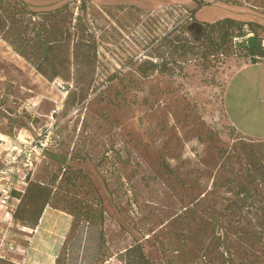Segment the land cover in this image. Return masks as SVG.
<instances>
[{"label":"rangeland","instance_id":"obj_1","mask_svg":"<svg viewBox=\"0 0 264 264\" xmlns=\"http://www.w3.org/2000/svg\"><path fill=\"white\" fill-rule=\"evenodd\" d=\"M23 1L40 19L67 0ZM70 1L94 41L69 76H43L0 35V137L28 133L46 142L31 178L53 187L45 208L71 219L65 264H123L122 251L137 240L155 264H225L260 251L237 246L234 231L254 227L263 214L231 210L244 187L260 191L255 205L264 209V183L249 181L234 148L238 136L264 139V59L251 61L238 46L208 67L192 60L180 72L147 75L137 67L170 57L164 35L176 23L232 16L264 27V0H204L193 17L181 7L194 0H89L87 16L80 0ZM257 30L263 39L264 28ZM196 35L195 26L187 31ZM10 144L0 145V156ZM77 208L92 218L77 215L72 229L70 210ZM19 224L13 221L12 238L27 244ZM29 249L19 245L7 255L22 263Z\"/></svg>","mask_w":264,"mask_h":264},{"label":"trees","instance_id":"obj_2","mask_svg":"<svg viewBox=\"0 0 264 264\" xmlns=\"http://www.w3.org/2000/svg\"><path fill=\"white\" fill-rule=\"evenodd\" d=\"M204 4H207L204 0H194L192 7L182 5L181 8L188 11L190 17H193L195 11ZM74 7L75 5L67 0L53 9L42 12L40 19H35L34 16L39 11L30 9L23 0H12L11 3L0 0V35L16 53L32 63L43 76L54 78L60 76L62 71H66L69 76L73 61L88 55L93 48L91 43L94 41L87 39V34H85L87 24L82 21L80 13L74 15ZM91 7L92 4L89 0H80L78 5V9L86 16ZM178 9L180 10V8ZM73 19H76L77 23L72 24ZM194 21L197 20H192L188 25L183 22L176 23L167 32V35H164L168 43L170 57H162L158 61L147 59L144 61V66L138 65L140 73L147 75L149 72L157 70L174 74L183 70L185 64L192 60L198 61L202 67H208L215 61L221 62L236 55L234 49L238 46L245 47V54L251 58V61H256L264 54L261 46L260 49L253 48L252 51H249L247 45V34L249 33L254 35L259 43L261 41L257 28L264 27L256 21L238 20L232 16H224L210 22L202 21L200 22L201 32L199 35L188 37L189 25ZM239 37L243 40L235 41ZM89 61L92 63L91 57ZM90 84L91 81H88L85 83L86 89L81 88V90L86 93ZM255 141L257 142L255 143ZM236 142L238 147L234 144V148L241 150L244 162L247 164L249 181L258 184L264 183V139L238 136ZM235 193L237 199L234 200L232 214L246 208L252 214L261 212L263 215L256 216L257 221L250 229L235 227L234 240H236L237 246L242 247L248 242L250 247L260 245L261 250L256 249L253 253L243 251L244 253L236 258L232 255L223 262L225 264H264V209L255 205V202L259 200L257 198L260 191L255 187H244ZM54 194L53 187L49 183L28 177L23 190L14 192L18 200L13 212V219L22 225L35 227L46 205L54 199ZM62 198L64 197L59 196L56 203ZM246 200L251 202L244 206ZM70 213L74 218L71 222L72 229L76 227L75 218L77 219V215L82 217L83 214H87L88 221L92 218L88 209H71ZM100 213L102 212L99 211ZM93 214L98 218L97 213ZM223 238V241L225 238L229 239L228 236H223ZM220 239L222 238L217 237L216 241L220 242ZM67 243V239H64L54 259V264H65L68 261L66 257L68 254ZM100 243L103 244L104 240H101ZM222 243L225 248L227 242ZM120 257L123 264H155L146 254L142 242L138 240L125 247ZM104 260L101 259L98 264H102ZM0 264L20 263L9 257L0 256Z\"/></svg>","mask_w":264,"mask_h":264},{"label":"built area","instance_id":"obj_3","mask_svg":"<svg viewBox=\"0 0 264 264\" xmlns=\"http://www.w3.org/2000/svg\"><path fill=\"white\" fill-rule=\"evenodd\" d=\"M242 40L241 38L240 41ZM260 46L264 50V38L261 39ZM259 59H264V54ZM23 135L14 138L9 148L0 156V256L2 257H6V254L14 251L16 247L10 233L14 221L13 212L18 200L14 192L23 190L28 177L33 175L43 153L47 150L44 140L35 139L28 133ZM19 228L29 230L28 226L22 224Z\"/></svg>","mask_w":264,"mask_h":264},{"label":"crops","instance_id":"obj_4","mask_svg":"<svg viewBox=\"0 0 264 264\" xmlns=\"http://www.w3.org/2000/svg\"><path fill=\"white\" fill-rule=\"evenodd\" d=\"M257 61L258 60H256L255 62ZM250 63L251 62H247L245 64ZM11 137L12 136H6V138L0 137V145L12 143L13 138L11 139ZM63 220H65V218L61 217V214H57L56 209L50 206L44 209L43 216L40 218L35 227H28L29 230H22L21 228H18L19 231L27 232L30 236L26 235V237L28 238L27 240H29L27 244H22L15 240V250L18 248L19 245H26L30 249L29 254H25L26 257L24 256L25 258H23L22 263L16 259L14 260L18 261L21 264H43V260L46 257H51L52 259L50 264H54V259L64 241V235L70 228L71 219H68V222L66 223L63 222ZM19 225H21V223ZM13 231L14 229H11V236ZM18 253L21 254V252ZM30 253L33 259L29 263L28 260L30 257ZM7 254L6 257L12 259V256Z\"/></svg>","mask_w":264,"mask_h":264},{"label":"water","instance_id":"obj_5","mask_svg":"<svg viewBox=\"0 0 264 264\" xmlns=\"http://www.w3.org/2000/svg\"><path fill=\"white\" fill-rule=\"evenodd\" d=\"M196 27L198 33L201 32V24L198 21H194L189 25V29H191L192 27ZM247 45L249 47V51H252L253 48H257L260 49V43L258 42V40L256 39V37L254 35H248L247 36Z\"/></svg>","mask_w":264,"mask_h":264}]
</instances>
